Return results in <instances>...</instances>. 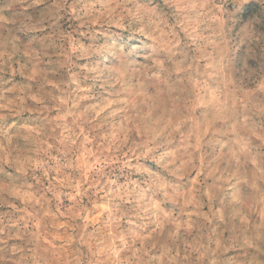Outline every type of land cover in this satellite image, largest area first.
I'll return each mask as SVG.
<instances>
[{"label":"rangeland","instance_id":"374dc122","mask_svg":"<svg viewBox=\"0 0 264 264\" xmlns=\"http://www.w3.org/2000/svg\"><path fill=\"white\" fill-rule=\"evenodd\" d=\"M104 3L107 0H100L96 9L103 11L100 4ZM18 15L16 9L0 14L5 35L15 33L18 25L12 21ZM210 24L209 19L197 32L211 37ZM240 40V37L235 38V41ZM136 42L134 38L129 40L130 45ZM250 48L255 53L256 44L244 41L238 43L234 52L229 48V53L235 57L232 67L240 69L239 73L213 76L207 61L200 60L190 69V81L184 80L187 74L177 68L166 83H161L155 78L157 69L149 66V70L139 71L137 66L134 77L126 85L129 91L119 97L114 94L115 89L105 90L84 74L77 77L76 84L67 83L68 77L62 70L55 78L50 77L46 85L49 98L43 101V111L33 110L31 105L37 109L41 105L29 101L28 110L6 115L19 104L25 88L30 87L35 92L39 86L36 80L13 71L28 58L12 57L8 62L11 67L0 71V105L9 106L0 108V114H5L0 120V229H3L0 240H6L9 247L23 249L12 259L18 264H144L149 259L151 264H171L159 243L146 254L141 249L148 246L147 242L129 245L131 233L146 235L151 228L141 233L139 226L146 223L142 217L125 222L119 211H112L109 197L105 196L110 191L106 180L112 173L100 162L110 155L101 154L100 138L111 136L122 122L127 123L125 115L136 114L128 107L127 113L118 111L105 122L102 118L113 109L126 107L124 103H115L117 99L139 105L142 112L159 104L153 116L163 115L170 126L185 122L180 126L185 136L174 133L158 149L162 152L166 148L165 162L183 173L175 177L179 183L177 201L161 205L173 216L181 217L170 226L173 231L194 233L191 221L197 219L213 227L227 225L228 213L236 207L233 200L237 197L247 199L260 212L261 204L249 194H256L258 199V192L264 191V156L259 155L264 148L256 147L264 143V135L258 127L264 119L260 115L264 112V82L245 74V60L249 73L255 64L249 58ZM8 52L11 54L10 48ZM3 60L7 61V57ZM73 60L78 65L85 63ZM0 66L7 67L2 61ZM46 66L45 59L41 68ZM146 97L151 98L147 105H140V100ZM99 109L103 111L97 117ZM93 117L95 120L90 124ZM94 125L102 126L93 130ZM141 127L145 137L150 138L151 127ZM159 142L158 138L156 143ZM193 149L198 157L197 170L189 173L185 171V161L187 153ZM252 158H255L254 164L246 162ZM153 167L158 165L153 163ZM164 171L165 175L170 174L168 169ZM117 183H124V177H119ZM236 210L241 211L238 207ZM242 214L249 216L246 208ZM251 220L261 222L260 216L255 214L251 215ZM25 225L37 233L26 248L16 238L18 230ZM188 239L196 242L192 237ZM42 248L52 251L43 252Z\"/></svg>","mask_w":264,"mask_h":264},{"label":"clouds","instance_id":"9594fccd","mask_svg":"<svg viewBox=\"0 0 264 264\" xmlns=\"http://www.w3.org/2000/svg\"><path fill=\"white\" fill-rule=\"evenodd\" d=\"M98 3L100 0H0V14L13 9L19 13L12 21L18 25L15 33L5 35L6 30L0 25V49L3 50L0 61L7 65L0 66V71L11 67L8 62L12 57H27L25 64L13 71L36 80L39 85L35 92L30 87L25 88L19 104L6 115L28 110L29 101L41 105L39 109L31 105L33 110L43 111V101L49 98L46 85L50 77L55 78V74L62 70L68 77L67 83L76 84L77 77L84 74L105 90L115 89L117 97L129 91L126 85L134 77L137 66L139 71H147L149 66L157 69L155 78L161 83H166L177 68L187 74L184 80L190 81V69L200 60L207 61V68L213 70V76L239 73L240 69L232 67L235 57L229 53V48L234 52L238 43L244 41L256 44L255 53L249 49V58L255 64L249 73L246 59L245 74L264 82V0H107V3L100 4L103 11L96 9ZM209 19L211 37H204L197 29ZM126 33L138 35L133 37ZM236 37L241 40L235 41ZM133 38L137 42L130 45L129 40ZM5 56L7 61L3 60ZM73 58L85 63L78 65ZM45 59L47 66L41 68ZM73 68L79 71L73 72ZM60 83L64 87V82ZM149 99H141L140 105H147ZM115 103H124L126 107L113 109L102 118L105 122L115 117L118 111L127 113L128 107L136 114L125 115L127 123L122 122L119 130L111 136L100 138L101 154L110 153L100 162L110 168L112 176L124 177V183H117V179L109 176L106 187L110 191L105 196L109 197L112 211H119L125 222L142 217L146 223L139 226L141 233L151 228L146 235L131 233L129 245L147 242L148 246L141 249L146 254L155 243H159L171 264H264V191L258 192V199L256 194H249L252 200L261 204L260 212L247 199L237 197L233 205L241 211L234 207L228 213L227 225L213 227L197 219L191 221L194 233L173 231L170 226L181 217L173 216L161 205L177 201L179 183L175 177L183 173L165 162L166 148L162 152L158 149L174 133L185 136V132H180V126L185 122L170 126L163 115L153 116V110L159 104L142 112L139 105L129 101L117 99ZM8 107L7 104L0 105V108ZM102 111L99 109L96 116ZM4 115L0 114V120ZM260 115L264 118V112ZM94 120L95 117L89 123ZM141 125L151 127L150 138L145 137ZM100 126L94 125L93 130ZM258 127L264 135V119ZM158 138L160 142L156 143ZM256 147L264 148V143ZM259 155L264 156V152ZM187 156L185 171L190 173L197 170L196 150L188 152ZM254 161L252 158L246 162L254 164ZM153 163L158 167L154 168ZM164 169L170 174L165 175ZM203 195L200 191V196ZM245 208L249 213L247 218L242 214ZM253 214L260 216V223L251 220ZM35 237L37 233L27 225L19 229L16 236L25 248ZM189 237L196 242H190ZM39 238L43 239V236ZM22 250L20 246L9 247L6 240H0V264H18L12 257ZM28 251L32 249L28 248ZM42 251L52 250L42 248ZM144 264H151V259Z\"/></svg>","mask_w":264,"mask_h":264}]
</instances>
